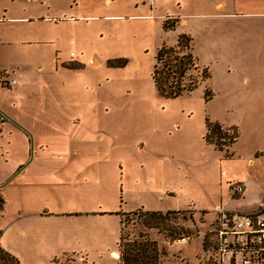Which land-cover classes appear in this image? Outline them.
I'll return each instance as SVG.
<instances>
[{"label":"rangeland","instance_id":"1","mask_svg":"<svg viewBox=\"0 0 264 264\" xmlns=\"http://www.w3.org/2000/svg\"><path fill=\"white\" fill-rule=\"evenodd\" d=\"M213 4L0 0V16L25 21L2 25L9 76L18 80L15 66H22L26 77L2 98L31 130L29 137L6 135L1 249L20 264H122L121 252L114 258L122 236V251L155 243L159 264H211L205 232L215 209L248 211L264 195V102H241L242 87L227 82L225 62L210 95V46L221 22ZM232 24L230 50L241 38L240 20ZM182 34L191 40L182 51L198 64L183 83L193 91L166 98L153 78L156 58ZM209 123L235 124L237 144L219 140L226 146L219 151L206 139ZM38 135L52 137V151L37 153ZM40 163L53 176L30 177ZM235 182L247 184L244 199L232 200ZM184 237L190 240L178 244Z\"/></svg>","mask_w":264,"mask_h":264},{"label":"crops","instance_id":"2","mask_svg":"<svg viewBox=\"0 0 264 264\" xmlns=\"http://www.w3.org/2000/svg\"><path fill=\"white\" fill-rule=\"evenodd\" d=\"M107 1L110 2V0ZM213 3L216 10V19H220L221 22L217 27V37L213 38L210 46L212 61L210 71V95L212 97L216 96V94L213 92V82L214 80L217 81L219 77L224 74L222 72V67L223 63L225 62V73L227 74L226 76H228L227 82H229L232 86H234L235 83H238L242 87L243 96L241 98V102L243 104L251 105V107L254 108L260 107V105L264 102V0H213ZM4 9L6 8L0 7V15L2 13V10ZM234 19L240 20V26H238V29H240L241 38L238 41H233L234 44L232 46V50H230V36L233 34L235 29H237L232 24ZM9 22L16 23L25 21L23 18L7 19L6 17L0 16V81L5 75L9 76V68L13 67L9 63L10 53L8 52L6 47L8 43L6 37L8 36V34L2 30V25L6 23L9 24ZM180 24L186 25V22L183 20L180 22ZM224 35L225 37L221 38ZM178 39L174 44L169 46L174 47L178 43ZM224 51H229V53L227 55H224ZM231 51L234 52L233 55L231 54ZM98 61L101 64V61L99 59ZM95 64H98V62H95ZM15 67L20 72V74L18 75L19 79H14L17 81V85L15 86L17 87L20 84H25L26 77L21 72L22 66ZM213 67L216 71L215 76L212 72ZM231 76L232 78L230 79ZM5 90L6 88L3 87L0 83V114L4 117V120L0 119V159L4 158L3 155L8 152L9 143H6V135L8 133L17 132L20 135L22 134L23 136L29 137L28 131H31L30 126L28 125L30 124L29 122L25 121L22 117L10 112L5 107L3 102L4 99L2 98L3 94L6 92ZM235 104V102H232V106H234ZM82 120L83 118H81L79 123H84V120ZM81 126L82 135H89L90 128L84 129V126ZM230 126L232 128L238 129L235 124ZM51 141L52 137H50L49 135H38L36 147L39 151L37 153L45 154L47 151H52L50 149L52 147L50 143ZM237 142L234 145H236ZM27 144L29 146L30 142L28 141ZM46 144L47 146H45ZM28 149L29 147L23 146V152L26 153ZM49 155L52 154L50 153ZM44 168H46V164L40 163V165L35 169H42L41 172H35V174H32L30 177L50 178L51 176H53L48 173V171H45ZM5 173H7L6 170L2 171L0 169V187L4 185L7 179H9V177H7L6 179L2 180V174ZM56 173L53 174L57 175ZM1 191L2 189H0V199L4 202L5 200L3 195H1ZM1 211H3V215L1 216L0 220H3L4 214L6 215V205L4 207L2 201ZM145 211L165 213L169 211L180 210ZM43 215L46 216L48 215V213L42 215L40 214V216ZM122 217L123 215L120 216V224L122 222ZM119 257L120 251L118 253H114L115 259Z\"/></svg>","mask_w":264,"mask_h":264},{"label":"built area","instance_id":"3","mask_svg":"<svg viewBox=\"0 0 264 264\" xmlns=\"http://www.w3.org/2000/svg\"><path fill=\"white\" fill-rule=\"evenodd\" d=\"M5 88H14L17 81L5 75ZM0 119L4 120L0 114ZM248 186L243 182L230 184L232 200L245 198ZM184 237L177 241L185 244ZM207 259L211 264H264V195L258 205L248 211H230L219 206L205 232Z\"/></svg>","mask_w":264,"mask_h":264},{"label":"trees","instance_id":"4","mask_svg":"<svg viewBox=\"0 0 264 264\" xmlns=\"http://www.w3.org/2000/svg\"><path fill=\"white\" fill-rule=\"evenodd\" d=\"M169 21L170 20H168V22ZM168 28L165 26V29ZM185 42L188 43L191 42V40H189L186 35H182L178 39L177 47L163 46L158 51L153 78L159 93L166 98L175 99L182 96L184 93H191L193 91V89L184 87L183 83L190 71L198 70V64L191 53L182 51L184 47H187V44L182 45ZM208 74L209 73H206V75ZM195 86L196 85H194L193 88ZM206 139L209 143L214 144L219 151H222L223 147L226 146L225 144H221L219 140H229L231 144L230 147H232L238 140V132L235 128L224 129L218 123H209ZM150 215L160 216L161 213L152 212ZM121 245L120 252L122 264H159L162 253H160L155 243L151 245L150 243L138 244L135 242L134 244L128 245L126 250L123 251ZM0 264H20V262L9 252L0 248Z\"/></svg>","mask_w":264,"mask_h":264}]
</instances>
